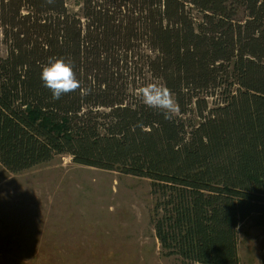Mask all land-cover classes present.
Masks as SVG:
<instances>
[{
    "label": "trees",
    "instance_id": "1",
    "mask_svg": "<svg viewBox=\"0 0 264 264\" xmlns=\"http://www.w3.org/2000/svg\"><path fill=\"white\" fill-rule=\"evenodd\" d=\"M0 0V163L67 154L150 180L164 256L240 264L239 224L264 222V0ZM82 87L52 98L51 59ZM161 80L166 120L138 95ZM264 264V254L262 257Z\"/></svg>",
    "mask_w": 264,
    "mask_h": 264
},
{
    "label": "rangeland",
    "instance_id": "2",
    "mask_svg": "<svg viewBox=\"0 0 264 264\" xmlns=\"http://www.w3.org/2000/svg\"><path fill=\"white\" fill-rule=\"evenodd\" d=\"M6 52L0 27V56ZM150 83L163 85L148 76ZM153 204L149 179L67 154L16 173L0 163V264H195L161 254ZM237 252L240 264H262L264 222L239 224Z\"/></svg>",
    "mask_w": 264,
    "mask_h": 264
},
{
    "label": "clouds",
    "instance_id": "3",
    "mask_svg": "<svg viewBox=\"0 0 264 264\" xmlns=\"http://www.w3.org/2000/svg\"><path fill=\"white\" fill-rule=\"evenodd\" d=\"M41 80L51 90L54 100L82 87L73 63L62 58L49 60L42 69ZM138 95L145 106L160 109L166 120H172L179 112V105L173 94L162 84H147L139 89Z\"/></svg>",
    "mask_w": 264,
    "mask_h": 264
}]
</instances>
